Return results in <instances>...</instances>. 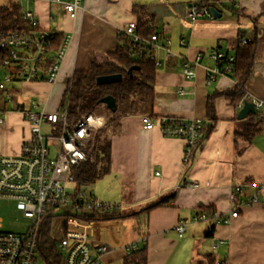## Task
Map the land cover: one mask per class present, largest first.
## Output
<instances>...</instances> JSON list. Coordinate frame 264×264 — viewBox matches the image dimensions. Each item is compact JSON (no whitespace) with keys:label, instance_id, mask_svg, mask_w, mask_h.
<instances>
[{"label":"crops","instance_id":"1","mask_svg":"<svg viewBox=\"0 0 264 264\" xmlns=\"http://www.w3.org/2000/svg\"><path fill=\"white\" fill-rule=\"evenodd\" d=\"M8 1L2 0L0 4ZM195 1L84 0L75 18H71L60 3L25 0L24 10L34 14L39 26L61 33L60 45L66 43L53 83L39 79L16 83L21 89L14 85L16 101L26 106L33 100L40 104L44 101L47 105L43 108L53 111L68 103L65 86L74 71L111 59L121 30L128 22L137 20L134 8H138L141 19L153 30L150 34L158 36V47L150 51L155 65L152 111L126 113L107 127L108 172L86 192L124 213L138 212L172 192L174 197L146 215L94 219L93 237L109 247L104 264H122L127 253L125 246L131 243L139 246L142 242L146 245V264H203L205 255L225 259L229 264H264V124L248 143L236 138L235 130L248 116L237 119L240 102L237 108L229 98L237 80L230 75V69L207 78L212 70L223 71L209 52L217 50L234 57L229 41L242 31L245 39L255 41V60L243 85L245 95L249 93L264 101V0H198L208 9L215 8L219 16H201L192 22L185 13ZM195 59L194 76L186 79L183 63ZM209 95H214L215 122L190 165L184 167L185 140L163 135L158 125L145 129L141 117L207 121ZM105 108L97 112L104 113L107 121ZM15 117L23 123L20 114L13 111L4 119L12 123ZM10 126L9 131L14 133L15 125ZM21 135L0 150L17 153ZM190 182L197 185L190 186ZM246 183L249 187L244 190L245 196L256 192L258 201L241 208L236 217L215 226L208 221H191L207 207L227 217L232 207L230 190L234 185ZM179 219L188 221L181 237L174 230Z\"/></svg>","mask_w":264,"mask_h":264},{"label":"built area","instance_id":"2","mask_svg":"<svg viewBox=\"0 0 264 264\" xmlns=\"http://www.w3.org/2000/svg\"><path fill=\"white\" fill-rule=\"evenodd\" d=\"M50 1L62 4L64 11L75 18L84 0ZM185 14L192 22L201 16L212 17L209 9L198 0L187 7ZM22 19L27 28L0 34V125L4 123L6 113L13 111L28 124L29 134L22 140L17 153L0 154V199L22 202L23 215L29 219V226L24 232L2 230L0 218V264H35L39 233L44 223L56 244L60 264H104L103 257L109 247L93 237L96 221L90 217L95 216L93 213L111 210L114 205L100 201L81 187L76 188L73 172L77 166L93 158L97 134L106 124L105 114L91 111L69 121L67 102L56 110L46 111L39 108L37 101L33 100L27 106L16 101L13 94L16 83L39 79L53 83L56 80L66 46L64 42L53 51L55 33L40 27L31 11H22ZM120 33L131 44L132 55L158 47L157 34L142 37L136 32L135 21L128 22ZM247 40L242 39L243 42ZM209 55L217 62H224L223 71L212 70L208 79L228 71L229 63L234 60V57L217 50H211ZM196 62V59L184 61L182 73L186 79L194 76ZM179 93L183 94L182 90ZM244 101H251L254 110L260 112V119H264L263 100L247 93ZM244 101L239 105L242 106ZM9 106L13 109H8ZM103 108L105 104L101 103ZM141 118L145 129L158 125L163 135L183 138L182 163L184 167L190 165L198 149L201 119L161 116L153 120L148 115ZM43 125L48 127L45 133ZM247 187L248 183L232 187L229 192L232 207L227 217L216 211L207 213L201 210L191 221H208L214 226L227 223L238 215L241 208L258 201L256 192L245 196ZM53 223L58 227L57 237L51 233ZM187 223L186 219L177 221L174 230L178 237L183 235ZM135 248V243L125 246L127 253ZM214 264L229 263L225 259H216Z\"/></svg>","mask_w":264,"mask_h":264},{"label":"trees","instance_id":"3","mask_svg":"<svg viewBox=\"0 0 264 264\" xmlns=\"http://www.w3.org/2000/svg\"><path fill=\"white\" fill-rule=\"evenodd\" d=\"M221 1V0H217ZM138 8H134L137 16L135 22L136 32L142 35H148L153 32L147 27V22L143 21L137 12ZM27 23L22 19L21 5L17 0H10L6 4H0V34H6L11 31H18L27 28ZM245 34L239 31L238 37L229 41L233 45L234 60L230 64V75L237 81V85L229 94L231 103L237 107L241 100H246L244 83L249 76L255 60V41L242 39ZM63 40L61 33H55L52 50H57ZM131 44L124 36L119 34V43L111 52V59L102 63L93 62L85 70L74 71L65 86V95L67 96V111L69 121H75L81 114L97 111L101 108V98L111 95L114 98L116 108L114 111L106 109L108 119L104 127H102L96 137V148L93 158L82 163L74 169L73 176L76 182V188L82 186H90L97 179L108 172V160L110 151V141L108 137L107 127L111 123H116L120 116L126 113L142 112L148 109L152 111L154 100L153 81L155 74V65L150 57V51L143 49L137 52L134 57H130ZM220 62V66L223 65ZM136 66L131 75L127 69ZM120 73L122 78L119 82L97 84L96 77L104 74ZM213 97L209 95L206 101V120L203 121L200 128V137L198 139V149L201 143L208 136L215 122ZM238 108V107H237ZM241 124L235 130V137L242 139L248 143L254 134L262 130L264 119H260V112L255 111L249 113L247 118L241 120ZM236 141V140H235ZM197 150L195 152H197ZM241 151V149L239 150ZM105 163V165H103ZM174 197V192L170 193L159 200H156L135 213H124L115 209L111 211H102L93 213L90 218L96 220L107 219H125L136 216L140 213L145 215L149 210L157 206L168 203ZM207 213L212 212L211 207L203 208ZM97 216V217H96ZM214 226H211L212 230ZM145 236V234H144ZM37 259L43 264H60V256L54 240L50 238L48 227L44 223V227L40 230L38 245L36 248ZM147 252L145 242H142L137 248L131 249L122 260V264H146ZM203 264H214L211 255H205Z\"/></svg>","mask_w":264,"mask_h":264},{"label":"rangeland","instance_id":"4","mask_svg":"<svg viewBox=\"0 0 264 264\" xmlns=\"http://www.w3.org/2000/svg\"><path fill=\"white\" fill-rule=\"evenodd\" d=\"M20 5L21 8L24 10L26 8L25 0H20ZM16 86L18 87V89H21L20 84H16ZM45 105H47V103L42 101L39 108L42 109ZM8 109H13V106H9ZM7 115L8 112L4 116L6 117V119H7ZM6 119H4V121ZM12 124L15 125L14 133L9 131L11 127L10 125ZM2 125H0V148L2 147L5 148L7 144L8 145L12 144L19 137L20 134H22L20 136L21 142L24 138L28 137L29 134L28 124L24 122L21 124L20 121H18L17 117H15L12 123L10 122V120H6V122L3 123ZM42 131L44 133L47 132L48 127L43 125ZM0 154H9V152L0 150ZM81 188L85 189L87 192H89V190L92 189L91 186H82ZM0 218H1L2 230L13 231V232H24L29 226V219L23 215V204L20 201L0 199ZM51 233L54 237H57L59 235L58 227L55 225V223H53V228ZM35 264H43V262L37 259ZM113 264H120V263L114 262Z\"/></svg>","mask_w":264,"mask_h":264},{"label":"water","instance_id":"5","mask_svg":"<svg viewBox=\"0 0 264 264\" xmlns=\"http://www.w3.org/2000/svg\"><path fill=\"white\" fill-rule=\"evenodd\" d=\"M209 11L215 15L219 16V13L215 10L213 7H209ZM137 68L136 66H131L127 69V72L131 75V72L133 69ZM122 76L120 73H113V74H104L99 75L96 77V83L97 84H106V83H114L119 82L121 80ZM101 103L105 104L106 108H108L111 111H114L116 108L114 98L111 95H106L101 98ZM254 105L252 102L244 101L242 106L240 107L238 113H237V119H243L245 118L249 113H254Z\"/></svg>","mask_w":264,"mask_h":264}]
</instances>
